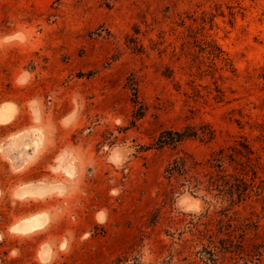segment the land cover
<instances>
[{
    "label": "rangeland",
    "instance_id": "374dc122",
    "mask_svg": "<svg viewBox=\"0 0 264 264\" xmlns=\"http://www.w3.org/2000/svg\"><path fill=\"white\" fill-rule=\"evenodd\" d=\"M6 106L0 264H264V0H0Z\"/></svg>",
    "mask_w": 264,
    "mask_h": 264
},
{
    "label": "crops",
    "instance_id": "0c3cea01",
    "mask_svg": "<svg viewBox=\"0 0 264 264\" xmlns=\"http://www.w3.org/2000/svg\"><path fill=\"white\" fill-rule=\"evenodd\" d=\"M13 119V118H12ZM11 119V120H12ZM10 120V121H11ZM9 121V122H10ZM8 123V122H7ZM24 168V167H23ZM22 168V169H23ZM7 171L9 172V167L7 168ZM29 171H30V168H29ZM38 171V168L35 167V168H32L31 169V172L29 174H25L23 176H17L15 177V187L18 185V184H22V183H27L28 181L30 183H33L31 186H29L27 189H23V190H19L18 192V198L20 200H28V201H37L38 198L42 199L43 196L41 195L42 193V190L39 185V183L41 181H43V178L46 177V178H50L51 175H48V174H42L41 172L40 173H37ZM3 187H2V192L4 194V197L6 196V194L10 197L11 195V187H12V183H11V175L10 174H7V173H4L3 174ZM47 197V196H46ZM23 224H19L16 228V230H18L19 227H21ZM19 231V230H18Z\"/></svg>",
    "mask_w": 264,
    "mask_h": 264
},
{
    "label": "bare ground",
    "instance_id": "6f19581e",
    "mask_svg": "<svg viewBox=\"0 0 264 264\" xmlns=\"http://www.w3.org/2000/svg\"><path fill=\"white\" fill-rule=\"evenodd\" d=\"M14 111L11 108L3 107L0 108V122L1 123H7L14 117ZM45 224V220L42 218H34L33 220L29 221L21 230H33L41 227Z\"/></svg>",
    "mask_w": 264,
    "mask_h": 264
}]
</instances>
